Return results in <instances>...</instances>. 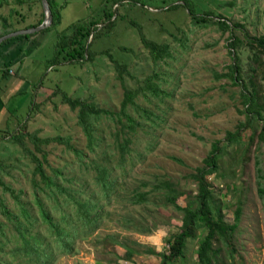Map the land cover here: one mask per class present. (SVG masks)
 <instances>
[{
    "label": "rangeland",
    "instance_id": "obj_1",
    "mask_svg": "<svg viewBox=\"0 0 264 264\" xmlns=\"http://www.w3.org/2000/svg\"><path fill=\"white\" fill-rule=\"evenodd\" d=\"M55 1L61 15L60 24L52 30L34 33L44 41L31 48L25 44L19 50L18 57L22 60L14 62L16 72L2 80L0 92V163L3 166L0 177L14 191H23L21 201L37 219L29 229L46 243L48 253H53L51 264H159L158 253H168L169 238L180 232L183 214L166 203L162 189L150 196L147 204L131 205L129 199L135 190H148L155 181H167L180 193L178 205L191 204L195 208L198 186L192 175L196 167L203 165L202 158L216 142L223 148L217 158V170L205 180L223 220L234 222L238 209L241 217L229 246L217 238L210 239L213 263L215 258L218 264H264V196L258 189L259 169L264 188V143L258 135L250 138L251 127L241 128L242 122L247 121L242 84H235L223 75L233 62L229 47L232 32H224L216 25H194L182 0ZM193 2L197 11H209L238 24L234 33L241 37L264 34V0ZM176 4L181 6L168 9ZM109 12L113 13L112 20L115 19L112 29L106 28L103 22L87 41L91 59L49 66L59 34L71 33L72 24L104 21V15ZM43 13L39 0H21V3L0 0V22L7 20L12 26L36 24ZM137 25L148 40L168 45L171 57L155 63L142 45ZM122 47L129 51H122ZM252 56L245 46L239 52L244 73L253 62ZM113 59L126 64L128 75L124 73L123 80L117 77ZM5 66L0 65V69ZM261 74L256 81L264 93V69ZM148 76L164 93L154 96L148 92L149 98L141 94L135 98L137 105L157 115L153 121L141 115L140 110L128 107V113L140 122L131 134L128 159L120 163L118 143L124 136L123 118L120 122L103 115L93 121L94 135L100 141L90 151L86 135L77 122V110L63 102L62 93L91 100L118 113L125 88L144 85ZM244 77L248 80L249 76L244 74ZM45 90L60 92L40 99L38 93ZM255 126L258 134L260 122H255ZM20 130L40 137L64 136L87 154L82 163L62 143L45 146L50 152L51 166L63 169L65 178H59L61 184L78 191L79 197L100 195L103 204L98 228L91 232L85 230L77 237L72 252L59 249L47 225L37 218L31 185L34 164L19 144L9 140L10 133ZM239 130L242 139L231 141L229 133ZM25 140L33 148L27 137ZM150 140L154 142L152 147L148 146ZM91 161L104 164L116 181L109 201L99 194ZM40 195L53 206L45 194ZM0 198L13 214L19 212L18 203L1 187ZM64 198L61 196V201ZM64 209L72 212L71 206ZM54 213L57 218L61 214ZM0 222L4 225L3 234L0 233V257L9 264H34L28 256L10 254V249L20 241L13 223L1 213ZM204 233L205 229L201 228L194 238L186 240L184 256L174 264H200L197 248ZM149 248L158 253L149 252Z\"/></svg>",
    "mask_w": 264,
    "mask_h": 264
},
{
    "label": "trees",
    "instance_id": "obj_2",
    "mask_svg": "<svg viewBox=\"0 0 264 264\" xmlns=\"http://www.w3.org/2000/svg\"><path fill=\"white\" fill-rule=\"evenodd\" d=\"M182 1L184 2L183 5L187 8L188 15L194 25L199 27L216 25L224 32H232L229 39V47L231 48L230 54L233 56V62L229 65L228 72H225L223 75L230 77L235 84H242V95L244 97V104L246 105L244 112L247 115V121L244 123L242 122L241 128L251 127L252 134L250 135V138L253 139L255 135H258L260 142L264 143V93H262L261 86L256 81V77H258L264 69V34L253 38L248 35H246L245 38L241 37L234 33V28H237L238 24H232L231 21L224 19L219 15L215 16L209 11H197L196 4H194L193 0ZM17 2L21 3V0H17ZM48 2L54 15V21L49 28L40 32L52 30L60 24L61 15L59 8L56 5V1L48 0ZM115 3L116 2H114V5ZM179 6H181V4L170 6L168 9L177 8ZM104 17L105 20L100 22L89 21L87 23L72 24L70 26L72 30L71 33L59 34L55 44V53L48 62L49 66H53L64 61H82L85 59H91V55L87 50L90 43L86 48L91 32L96 31L98 26H100L103 22L106 23V28L108 27V29L111 30L115 22V19L112 20V12L106 13ZM44 19L45 14L43 13L42 18H40L36 24L29 25L27 29L37 27L43 23ZM132 24L135 25V23ZM137 28L140 31L142 45L148 50L155 63L164 61L166 58L171 57L168 45L148 40L142 33L141 27L137 25ZM6 33L8 32H4L3 34ZM34 33H27L7 38L0 42V46L14 38H20L22 36L28 38L31 35H34ZM3 34H0V36ZM93 38L94 36L92 37V40ZM244 46L249 48L250 52L253 54V62L250 64L249 70L245 73L241 67L239 57V52ZM122 51L129 50L122 47ZM113 62L118 74L117 77L120 80H123V74L126 73V75H128L126 64L116 60ZM7 65L8 63L5 66L6 68L0 69L2 71L0 74V81L9 75V67ZM244 74L249 76L248 80L244 77ZM58 92L60 91H54L52 94L55 95ZM148 92L154 96H160L161 93H164V90H162L157 84H154L150 76L146 77L144 85L138 86V88H125L118 113L100 107L91 100L81 99L78 97L74 98L66 93H62V100L64 103H67L71 109L77 110V122L86 135L87 146L90 151H94L100 141V138L94 135L93 121L99 119L103 115L109 116L112 119H117L120 122L122 121V118L126 121V123L121 126V132H123L124 136L122 141L118 143L120 163L122 164L126 161V159H128L127 155L130 154L129 144L132 142L131 134H134L136 127L140 125V122L128 113V107L132 106L140 110L141 115L147 117L148 119H152V121L157 117V115L151 110L149 111L142 108L140 105H137L135 100L139 94L149 98L147 94ZM47 97H49V95ZM33 103L35 104L34 100ZM255 122H260L261 124L258 134ZM125 128L127 129L126 131L124 130ZM22 131L20 130L18 132L10 133L9 140L19 144L21 150L28 155L30 161L34 164L31 185L33 204L36 206L38 211L37 218L47 225L50 234L55 237V244L59 249L66 252H72L73 242L77 237L82 236V234L85 233V230L91 232L92 230L98 228L103 212V204L100 202V195L97 197V195L93 193L88 196L85 195V197H79L77 195L78 191L75 189L72 190L71 187L61 184L59 178H65L63 169L51 166V162L49 160L50 152L45 146L50 145L52 142L62 143L66 146V148L71 149L75 155L79 157L78 160L82 163V159L86 157L87 154L84 153L83 150L74 147L70 143L69 138H65L64 136L58 135L52 137H40L36 133ZM116 135L119 137L120 132H117ZM26 137L33 145V148L28 145L25 140ZM229 137L231 141H240L242 139L241 131L239 130L236 133H229ZM216 143L212 144L210 152L202 158L203 165L196 167V172L192 175V178L197 182L198 186L195 208H193L191 204L186 206L178 205L177 200L180 193L175 190L172 183L167 181H155L148 190H135L134 196L129 199L131 205L147 204L151 201L150 196H154L153 194H156V192L162 189V196L166 203L174 206L176 210L183 214L180 232L169 238L168 253H158L151 248L148 249L151 253L159 254V264H174L178 261L180 256L183 257L186 240L194 238L197 230L201 228L205 229V233L197 248V257L200 264H218L215 258L213 263L212 253L210 251V239L217 238L227 246H229V243L231 242V236L237 227L238 219L241 217V209L236 210L234 222L230 223L223 220L219 209L214 205L209 185L205 180L207 176L215 175L217 170V158L223 148L218 147ZM153 144V141H148L149 147H152ZM90 165L96 172L94 178L99 194H101L104 199L109 201V198L114 193V189L116 187V181L111 176V170L104 164L97 161H91ZM0 168L3 169L1 163ZM47 168L52 171L48 172ZM259 171L258 189L260 195L263 197V175L261 173V169H259ZM144 186H147V183H144ZM0 187L4 193H8L19 205V212L17 214H13L6 207L4 200L0 198V213L6 220L13 223L12 228L20 241L18 246L10 249V254L12 256L17 255V257L28 256L34 264H51V257L53 253H48L45 248L46 243L39 239L38 234H32L29 229V225L32 224V222L37 221V219H34L33 214L21 201L20 195L23 191H14V189H11L3 182L1 177ZM40 194H45L47 199L50 202H53V206H49L44 197ZM61 196H65L63 201L60 199ZM65 206H71L72 212H67L64 209ZM54 212H61V214L57 218ZM19 218H23L24 222H20ZM73 221H77V224ZM3 227L4 225L0 222L1 234H3ZM128 252L131 253V250L128 249ZM0 264H9V262L4 261L0 257Z\"/></svg>",
    "mask_w": 264,
    "mask_h": 264
},
{
    "label": "crops",
    "instance_id": "obj_3",
    "mask_svg": "<svg viewBox=\"0 0 264 264\" xmlns=\"http://www.w3.org/2000/svg\"><path fill=\"white\" fill-rule=\"evenodd\" d=\"M39 20V19H38ZM35 22H32L30 24H25L22 26H12L9 25L5 21L0 22V34H3L4 32H11L18 29H27L29 25H33ZM23 35V34H21ZM36 35V34H34ZM31 35L30 37H20V38H14L4 45L0 46V65L7 64L8 67L13 69V73L11 75H14L16 72V68L14 65L15 63H18V61L22 60V57H18L19 50L22 49V47L27 44V47L34 46L37 43L44 41L43 37L38 38V36ZM38 35V34H37ZM36 39H38L36 41ZM36 41V42H35ZM31 48V47H30ZM11 62V63H10ZM10 75V74H9ZM2 84V80L0 81V85ZM16 85V83H13ZM52 93V90H45L43 93H38L40 99H44L45 96H48Z\"/></svg>",
    "mask_w": 264,
    "mask_h": 264
},
{
    "label": "water",
    "instance_id": "obj_4",
    "mask_svg": "<svg viewBox=\"0 0 264 264\" xmlns=\"http://www.w3.org/2000/svg\"><path fill=\"white\" fill-rule=\"evenodd\" d=\"M40 2H42V5L44 7V13H45V19L43 23L38 25L37 27L28 28V29H19V30H15V31H11L6 34H3L0 36V42L7 38L13 37V36L27 34V33L40 32L42 30L49 28L53 24V21H54L53 12L51 10L48 0H40Z\"/></svg>",
    "mask_w": 264,
    "mask_h": 264
},
{
    "label": "built area",
    "instance_id": "obj_5",
    "mask_svg": "<svg viewBox=\"0 0 264 264\" xmlns=\"http://www.w3.org/2000/svg\"><path fill=\"white\" fill-rule=\"evenodd\" d=\"M8 73H9V74H12V73H13V69L9 68V69H8Z\"/></svg>",
    "mask_w": 264,
    "mask_h": 264
}]
</instances>
